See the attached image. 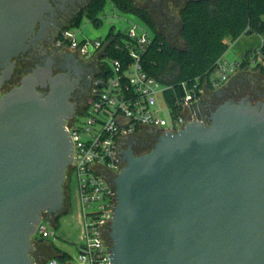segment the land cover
<instances>
[{"label":"water","instance_id":"water-1","mask_svg":"<svg viewBox=\"0 0 264 264\" xmlns=\"http://www.w3.org/2000/svg\"><path fill=\"white\" fill-rule=\"evenodd\" d=\"M48 1L0 0V264L40 261L38 227L66 214L73 84L37 71L2 93ZM105 15L118 23L112 11ZM260 98L217 106L209 125L194 117L160 135L146 154L120 150L111 264H264V93Z\"/></svg>","mask_w":264,"mask_h":264},{"label":"built area","instance_id":"built-area-1","mask_svg":"<svg viewBox=\"0 0 264 264\" xmlns=\"http://www.w3.org/2000/svg\"><path fill=\"white\" fill-rule=\"evenodd\" d=\"M123 33L125 38L116 49L127 51L130 61L109 58L107 38L78 42L72 29L63 34L64 47L87 62L98 58L102 64L92 101L81 114L85 123L76 125L77 116L67 123L74 143L73 164L67 181L75 184L79 195L84 222L83 243L77 259L68 254L71 258L67 262L51 257L45 262L42 258L36 264H111L110 226L118 203L112 181L125 167L120 150L128 149L126 139L142 135L149 129H159L161 135L166 131L176 133L195 119L209 125L204 105L207 91L218 89L241 69V64L230 65L222 59L208 77L184 84L185 95L178 101L176 110L166 103L167 120L158 100L160 96L164 98L168 87L148 75L141 63L142 56L153 43V34L137 25ZM90 45L94 46L95 54L90 52ZM250 64L264 68V57L251 60ZM46 224L43 221L38 227L33 244L58 238L56 230L49 229Z\"/></svg>","mask_w":264,"mask_h":264},{"label":"trees","instance_id":"trees-1","mask_svg":"<svg viewBox=\"0 0 264 264\" xmlns=\"http://www.w3.org/2000/svg\"><path fill=\"white\" fill-rule=\"evenodd\" d=\"M109 5L114 10L138 18L153 34V43L142 56L141 63L148 75L168 87L164 99L175 110L185 95L183 85L208 77L217 63L224 59L230 42H236L242 36L264 33V0H190L179 13L178 38L182 48L170 43L159 31L151 9L136 0H97L71 28H79L84 18L96 26L101 25L100 16L105 15ZM124 38L121 32L111 31L109 34L107 56L112 60L130 61L127 51L116 49ZM261 56L264 57V44L260 49L245 54L241 69L250 68L251 60ZM255 68L264 73L261 65ZM69 190L70 181H67L65 193ZM53 227L58 229V221ZM51 247L54 258L64 262L70 260L67 253Z\"/></svg>","mask_w":264,"mask_h":264},{"label":"flooded vegetation","instance_id":"flooded-vegetation-1","mask_svg":"<svg viewBox=\"0 0 264 264\" xmlns=\"http://www.w3.org/2000/svg\"><path fill=\"white\" fill-rule=\"evenodd\" d=\"M96 1L49 0L47 13L36 25L34 35L25 42V51L11 61L14 65L12 75L5 83L2 93H8L19 87L23 78L37 71H43L51 77L66 75L73 84L69 99V103L73 106V118L81 115L92 101L94 84L100 74L102 64L98 58L90 62L81 59L76 53L62 45V37L66 30L70 29ZM136 1L148 6L153 15H159L161 26L167 32L172 26L180 25V19L174 16L171 8L180 6L182 0H179V3L177 0H163L162 3L153 0ZM249 69H239L218 89L207 91L204 101L206 118H210L217 106L229 101L239 103L245 98H249L253 104L262 101L260 95L264 93V73L260 69ZM37 92L47 95L49 89L38 86ZM161 133L159 129H149L142 135L126 139L125 146L128 148L132 146L136 155L148 153L157 144ZM66 196L64 212H67L70 206L69 192ZM43 246L51 247L47 241L35 244L37 252L46 257L49 253L41 250Z\"/></svg>","mask_w":264,"mask_h":264},{"label":"rangeland","instance_id":"rangeland-1","mask_svg":"<svg viewBox=\"0 0 264 264\" xmlns=\"http://www.w3.org/2000/svg\"><path fill=\"white\" fill-rule=\"evenodd\" d=\"M190 0H182L180 6L177 8H171V10L174 12V16L179 18L180 11L187 5V3ZM107 11L113 12V19L117 20V24H108V20L110 17H107L106 15H101L100 19L102 21V24L99 26H96L93 22H91L88 18H84L79 28H71L73 32L77 34V40L78 42L82 41H88V42H95L99 38L106 39L108 38L111 31H114V33H123L127 29H130L133 27V25H137L139 28L146 30L150 35L152 33L150 30L136 17L132 15H127L124 13H121L117 10H114V8L109 5ZM158 29L161 33H163L167 39L170 41V43L175 46L176 48H182V42L178 38V33L180 29V25L177 27L172 26L169 29V32L167 30L163 29L161 26V21L159 20V15H154ZM264 22V17L262 18ZM139 34L141 33L138 30ZM254 36L264 37V33L262 35L253 34ZM249 35V36H253ZM237 42L229 43V50L227 54L224 56V60L228 62V64H237L243 63V59L236 58L235 49L236 47H239L240 45H237ZM235 47V49H234ZM90 52L92 54H95V48L94 46L90 45L89 47ZM211 90V89H209ZM158 105L163 111V117H165L167 120L169 119V111L168 107L166 105V102L163 97H159ZM85 123V118L82 115L77 116L76 125L82 126ZM67 195V194H66ZM69 197H70V207L67 214L62 216L58 221V229H56L58 238L56 240H49V242L54 248L69 254L74 259H77L79 256V248L83 243V230H84V222L82 217V209L80 205V199L79 195L76 189V186L74 183L70 185L69 190ZM49 229H54L53 226L46 224ZM36 244V243H35ZM34 244V245H35ZM41 250L43 252H48L49 254H43L46 255L42 256L43 261L45 262L47 259L54 257L55 253L52 250V247H42Z\"/></svg>","mask_w":264,"mask_h":264},{"label":"crops","instance_id":"crops-1","mask_svg":"<svg viewBox=\"0 0 264 264\" xmlns=\"http://www.w3.org/2000/svg\"><path fill=\"white\" fill-rule=\"evenodd\" d=\"M264 43V37L259 36H242L238 42L237 45H240L239 47H234L236 58L243 59L245 54L251 51H255L261 48V46ZM240 64V63H239ZM256 69L254 66H251L249 70ZM51 245V244H50Z\"/></svg>","mask_w":264,"mask_h":264}]
</instances>
